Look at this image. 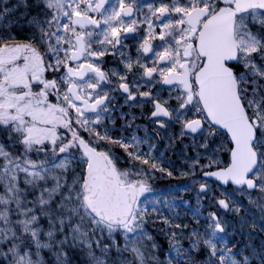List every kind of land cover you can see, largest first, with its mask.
<instances>
[{
  "label": "snow or ice",
  "instance_id": "snow-or-ice-1",
  "mask_svg": "<svg viewBox=\"0 0 264 264\" xmlns=\"http://www.w3.org/2000/svg\"><path fill=\"white\" fill-rule=\"evenodd\" d=\"M0 264H264V0H0Z\"/></svg>",
  "mask_w": 264,
  "mask_h": 264
},
{
  "label": "trees",
  "instance_id": "trees-1",
  "mask_svg": "<svg viewBox=\"0 0 264 264\" xmlns=\"http://www.w3.org/2000/svg\"><path fill=\"white\" fill-rule=\"evenodd\" d=\"M184 181H178V180H161L158 182L157 186L161 188L167 187L169 184H177V183H183ZM187 198H191V194ZM195 201H193L194 203ZM166 247V245H165Z\"/></svg>",
  "mask_w": 264,
  "mask_h": 264
},
{
  "label": "flooded vegetation",
  "instance_id": "flooded-vegetation-1",
  "mask_svg": "<svg viewBox=\"0 0 264 264\" xmlns=\"http://www.w3.org/2000/svg\"><path fill=\"white\" fill-rule=\"evenodd\" d=\"M129 43H134L133 41H129Z\"/></svg>",
  "mask_w": 264,
  "mask_h": 264
}]
</instances>
